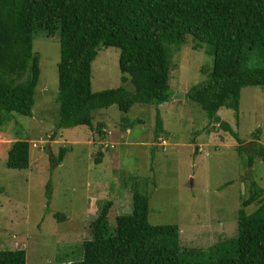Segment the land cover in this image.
Wrapping results in <instances>:
<instances>
[{
    "label": "rangeland",
    "instance_id": "rangeland-1",
    "mask_svg": "<svg viewBox=\"0 0 264 264\" xmlns=\"http://www.w3.org/2000/svg\"><path fill=\"white\" fill-rule=\"evenodd\" d=\"M209 47L206 42L194 45L189 35L182 43H165L168 99L134 102L126 111L114 103L91 110L92 123L105 124L101 134L85 124L55 127L57 32L34 30L31 50L38 56L39 71L31 114L11 111L0 125V249L23 248L24 264L80 259L88 222L101 204L111 201L107 222L112 226L115 214L129 211L131 191L137 190L147 197L150 223L177 225L185 260L215 256L208 247L234 236L238 209L250 212L264 201L262 191L241 206L243 198L264 189V160L248 150L253 130L264 147V85L239 88L236 114L226 106L216 110L219 121L227 122L243 141L244 148L237 150L232 133L184 96L206 78ZM117 55L115 46L97 48L90 62L91 90L117 85L132 89L128 75L120 80ZM240 66H264V45L243 48ZM156 111L163 132L153 138ZM15 138L28 141L27 167L4 163ZM60 145L66 151L53 165Z\"/></svg>",
    "mask_w": 264,
    "mask_h": 264
},
{
    "label": "trees",
    "instance_id": "trees-1",
    "mask_svg": "<svg viewBox=\"0 0 264 264\" xmlns=\"http://www.w3.org/2000/svg\"><path fill=\"white\" fill-rule=\"evenodd\" d=\"M37 28L46 35L57 32L55 127L85 124L102 134L103 122L92 123L91 110L114 103L126 111L134 102L166 101L165 43H182L189 35L194 45H210L211 67L206 78L184 96L232 133L237 150L244 148L229 124L219 121L216 110L226 106L236 114L239 88L264 85V66H240L243 48L264 45V0H0V125L10 119L11 111L31 114L39 71L31 40ZM100 45L118 48L120 80L128 75L132 89L117 85L91 90L90 62ZM162 132L156 111L153 138ZM250 134L253 141L248 150L264 160L257 131ZM65 151L60 145L51 163L57 164ZM28 159V141L13 139L6 149L5 165L24 168ZM257 189L241 200V206L264 192ZM110 204L104 201L88 222L89 237L81 243V258L56 264H264L262 199L250 212L238 209L234 236L210 245L208 250L215 256L203 261L181 256L187 250L180 249L176 224L147 220L145 194L131 191L129 211L115 214L112 226L107 222ZM0 264H24V249L1 248Z\"/></svg>",
    "mask_w": 264,
    "mask_h": 264
},
{
    "label": "crops",
    "instance_id": "crops-1",
    "mask_svg": "<svg viewBox=\"0 0 264 264\" xmlns=\"http://www.w3.org/2000/svg\"><path fill=\"white\" fill-rule=\"evenodd\" d=\"M101 129L103 130L102 134L106 133V128H105V124H104V122H103V125L101 126ZM107 130H108V129H107ZM126 130H127V128H126Z\"/></svg>",
    "mask_w": 264,
    "mask_h": 264
},
{
    "label": "built area",
    "instance_id": "built-area-1",
    "mask_svg": "<svg viewBox=\"0 0 264 264\" xmlns=\"http://www.w3.org/2000/svg\"><path fill=\"white\" fill-rule=\"evenodd\" d=\"M31 145L32 146H36V143L34 141H32Z\"/></svg>",
    "mask_w": 264,
    "mask_h": 264
}]
</instances>
